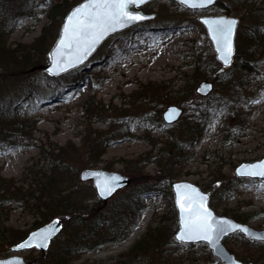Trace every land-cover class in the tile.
Segmentation results:
<instances>
[{"label": "rangeland", "instance_id": "1", "mask_svg": "<svg viewBox=\"0 0 264 264\" xmlns=\"http://www.w3.org/2000/svg\"><path fill=\"white\" fill-rule=\"evenodd\" d=\"M80 1L0 0L3 24L14 20L12 29L6 25L0 28L5 34L1 37L5 49H0V106L16 97L13 102L21 113L18 119H26L27 126V136L10 141L5 140V131L17 130L11 126L0 130V175L14 179L15 186L27 191L34 182L31 171L52 166L44 154L51 147H61L70 159L71 173L63 171L59 178L77 186L81 198L89 204L101 198L91 181L80 180L83 168L102 167L134 177L105 203H98L101 209L118 204L129 187L144 186L155 177L164 179L170 174L173 177L158 190L144 193V207L124 239L83 252L70 264L125 261L124 253L147 235L148 228L155 233L161 228L166 234L161 237V245L150 248L148 256H135L132 264H224L205 242L175 239L178 214L171 184L178 180L195 182L210 194V205L216 213L240 215L243 222L264 229V178L235 174L237 164L264 156V65L259 64L264 61V53L258 61L254 57L250 60V75L240 71L246 57L237 50L232 65L224 69L215 57L205 26L198 20L200 15L209 14L239 16L237 33L253 32L261 25L264 35V8H257L264 0H219L205 9H191L178 0H151L141 8L155 12V18L114 33L81 66L57 76L44 69L30 70L49 63V52L64 17ZM196 58L206 60L217 71L203 69L204 79L196 82ZM32 61L35 64H30ZM16 71L19 76L11 74ZM220 72L223 76H215ZM208 79L213 89L202 96L196 86ZM240 98L247 103L241 105ZM92 103L100 104L102 110H90ZM169 104L183 108L180 118L171 125L162 116ZM190 122L198 125L194 141L189 134ZM98 131L105 137L101 141L108 144L103 155L90 156L88 149ZM182 139L192 144L187 143L188 148L177 159L171 143ZM159 149L163 150L161 154H157ZM139 157L145 166L140 173H132L133 161ZM32 203L27 201L23 206L11 202L4 209L0 207V257L20 254L35 264H52L48 252L61 245L63 233L52 239L45 252L35 246L15 251V243L8 242L10 228L29 233L44 224L36 226L42 217L33 212ZM60 218L64 224L65 218ZM3 228L7 230L5 235ZM251 241L240 233L223 240L239 259L264 264V241H258L259 245Z\"/></svg>", "mask_w": 264, "mask_h": 264}, {"label": "trees", "instance_id": "2", "mask_svg": "<svg viewBox=\"0 0 264 264\" xmlns=\"http://www.w3.org/2000/svg\"><path fill=\"white\" fill-rule=\"evenodd\" d=\"M259 5L260 6L257 7L259 10L264 8V3ZM4 17V14L1 15L0 13V20H2V22H0V28L2 25H6V27H9V30L12 29L14 20L11 21L10 19L8 23L6 22L3 24V20L5 19ZM258 26L257 29H253V32L245 33L238 31L236 36L237 54L239 53L246 57V60L240 63V71H245L247 75L253 73V62L250 60L254 57V59L256 58V61H258L259 56L264 53V35L261 32V25ZM1 33L2 31L0 29V49L4 51L5 46L4 42L1 40V37H4L5 34L4 32L2 34ZM256 54H258V56H256ZM193 61L196 70L194 72V76H196V82L202 79L206 74L205 71H202L203 69L209 68L217 71V69H213L212 64L207 63L206 60L204 61L203 59L196 58ZM30 64L35 63L32 61ZM259 64L263 66L264 61L259 62ZM254 66L256 67V65ZM16 72H12L11 74H16L19 76L18 72ZM221 74L222 73L220 72L215 74V76L220 77ZM75 75L76 74H74V76ZM231 78H234V76L232 75ZM15 98L16 97L13 98V101L17 100ZM13 101L8 105L0 106V130L5 131L7 130L5 128L9 126L17 130L15 133L5 131V140L8 141H10L12 138L27 136V126L25 125L26 119H18L21 113L17 110L18 106L14 105L15 102ZM247 101V99L243 100L240 98L241 105H244L247 103ZM88 108H90V110L94 109L96 111L102 110V106L98 103H92L88 106ZM1 114L8 116L9 119L6 120L5 117L3 119V115ZM243 114H246V112H243ZM188 126L190 131L189 134L193 136L194 141L197 139L199 134L196 130L198 125H194L192 122H190ZM102 137H104V135L102 136V133H99V131L94 133L93 139H96L88 149V152L91 153L90 156H101L105 153L108 142L107 140L104 141L105 143L102 142ZM175 141L176 144L175 142L171 143V147H174L176 152L175 157L179 159V157H182L183 155L182 151H184L185 148H188L187 143H189V141L188 139L187 141L184 139ZM48 151L49 152L44 154V156L47 159L50 158V163L52 166L49 168L38 166L36 170L31 171V175L34 177V182L31 184L33 186L27 191H21V189L15 186L14 179L5 178L0 175V207L3 208L9 205L11 202H17L19 205L25 206L27 201L32 200L34 203L31 205L34 207L31 208H35L33 212H38L42 217L40 221L36 222V226L45 223L51 217L65 218L62 230L60 232L64 234L65 238H63V241L58 248L49 250L48 252V258L52 264H70V260L72 258L77 257L83 252L97 249L99 246L111 241H119L124 239L132 225L136 222V216L138 212H140L144 207V193L149 190H158L160 187H162L163 183H165V180L169 181L173 177L170 174H165L164 177L166 178L163 177L164 179L155 177L151 183L148 181L146 182L147 184L144 183V186L129 187V189L126 190L124 198L120 199L118 204L104 205L103 208L98 209V205L100 203L103 204L101 199L94 198L93 202L96 204H89L87 203L86 199L81 198L80 191H78L77 186H72L68 181L64 180L63 182L60 180L59 176L63 173V171L65 173H71L70 159L69 157H65L66 155L62 148L51 147ZM162 151V149H159L157 154H161ZM144 166L145 162L139 157L138 159H134L130 171L132 173H140L138 171ZM232 216L237 220H244V218L240 217V215ZM4 229L5 228H3V230ZM154 231L151 228H148L147 235L145 234L143 237L138 239L130 247V249L124 253L125 261L122 259L118 261V263L116 262L114 264H132L135 262V260L133 261L132 259L135 256H148L150 251L149 249L157 248L159 245H161V237L165 236L166 234L161 228L157 233ZM3 234H7L6 229ZM27 234L28 231H22L20 229L14 230L10 228L8 233V242L14 244L24 238ZM251 243L259 245L261 242L252 240ZM127 256H131L130 260L126 259ZM244 257H247V255H244Z\"/></svg>", "mask_w": 264, "mask_h": 264}, {"label": "snow or ice", "instance_id": "3", "mask_svg": "<svg viewBox=\"0 0 264 264\" xmlns=\"http://www.w3.org/2000/svg\"><path fill=\"white\" fill-rule=\"evenodd\" d=\"M144 0H88L87 3L77 7L71 12L64 26V35L60 39L57 48L59 55L62 49H71L75 46L76 54L74 60L76 62L84 58L95 45L108 33L116 31L118 28L125 27L136 21L144 19L138 13L130 11V6H137ZM181 3H189V0H181ZM206 3H212V0H206ZM190 7H203L204 3H190ZM205 24L211 27L213 38L217 41L218 51L222 52L221 58L225 64L228 63L232 54L231 37L233 29L236 25L235 20H206ZM53 68L49 69L53 72L60 66L61 61L54 56ZM73 59L69 58L63 61L64 64L71 65ZM61 71L66 70L60 68ZM175 111V110H173ZM254 171L251 175L264 176V162L259 165L251 166ZM98 175V174H97ZM117 177L105 180L103 184H98L100 194L106 192L110 194L115 190L114 181ZM178 199L182 212V222L179 234L176 239L180 242L204 240L210 244H214L216 238L226 235L230 230H239L245 234L252 235L249 229L240 225L230 224L226 220H216L211 211L206 207V196L191 189L188 185H177ZM184 189L183 192L180 190ZM59 221L54 222L46 230L39 233H33L31 237L20 243L19 249L31 246L47 247L49 237L57 230ZM264 239V237H256ZM35 241V245L33 242ZM0 264H22L21 261H0Z\"/></svg>", "mask_w": 264, "mask_h": 264}, {"label": "water", "instance_id": "4", "mask_svg": "<svg viewBox=\"0 0 264 264\" xmlns=\"http://www.w3.org/2000/svg\"><path fill=\"white\" fill-rule=\"evenodd\" d=\"M151 0H144L143 3H139L138 7L137 6H130V11H132L133 13H138L139 15L143 16L144 19L136 21L130 25H127L125 27H121L118 28L116 31L114 32H110L108 34H106L94 47L93 50H91L84 58H82L80 61L76 62L74 60L75 54H76V49L75 46H73V48L68 49H62L60 54H57V48H58V43L60 41V39L63 37L64 35V26L67 23V18L68 16L71 14V12L73 10H75L77 7H80L81 5L85 4L88 2V0H81L80 2H78L77 4H75L65 15L63 22H62V26H61V30H60V34L58 36V38L56 39V42L54 43V45L51 47L50 52H49V63H43V64H38L36 66H33L30 70H35V69H44L45 71H47L50 75L52 76H56L59 75L61 73H64L66 71H69L81 64H83L84 62H86L90 56L96 51V49L101 45V43L108 38L110 35L123 30L129 26H132L136 23L145 21V20H150L153 19L156 16L155 12H146L144 11L141 7L146 4L147 2H149ZM179 2H181V0H178ZM219 0H212V3L208 4L206 3V0H189V3H183L184 5H186L188 8L191 9H205L208 8L210 6L215 5ZM190 3H204L203 7H190L189 4ZM219 19H224V20H235L236 21V25L233 29V35L231 37V44H232V54L229 57V61L227 64H225L224 60L221 58L222 56V52L218 51V47H220V45L217 44V41L213 38V34L211 32V27L208 24H205L204 21L206 20H219ZM198 20L205 26L206 31H207V35L209 36V38L212 41L213 44V49L215 52V57L216 59L221 63L223 68H228L232 62L234 61V56L236 54V34H237V30H238V26L240 23V17L239 16H234V15H230V14H209V15H200L198 17ZM56 56L60 61L61 64L59 67H57L53 72H50L49 69L53 68V64H54V60L53 57ZM72 58L73 59V63L71 65H67L64 64L63 61ZM64 68L66 70L61 71L60 68ZM213 89V82L212 80L208 79V80H202L198 83V85L196 86V92L200 95H207L211 92V90ZM175 110V111H173ZM183 112V108L182 105H177V104H169L163 111L162 116H163V120L165 121V123L167 124H172L174 122H176L181 114ZM261 162H264V156H262L259 159H255L252 161H242L241 163L237 164L235 167V173L238 177H251V178H264V176H259V175H251L250 173H252L254 171V169L251 167L253 165H259L261 164ZM98 174V175H97ZM79 177L80 180L82 181H91L92 184L94 185V188L96 190L97 195L103 200V202L105 203L111 196H113L117 191H119L120 189H122L123 187H126L127 185L130 184V182L134 179V177H131L125 173L119 172V171H115V170H109L106 168H102V167H98V168H94V167H85L83 168L80 173H79ZM112 177H117L118 179L115 180L113 183L115 185V190L111 191L110 194L108 192H106L104 195L100 194V189H98L97 185L98 184H103V182L105 180H109ZM177 185H188L190 186L191 189H195L196 192L204 195L207 197L206 201H205V205L206 207L209 209V211L212 212L214 218L216 220H226L228 221L230 224H235V225H240L244 228H247L250 230V232L252 233V235H248L245 234L239 230L236 231H232L229 229L228 233L226 235H221L218 238H216V241L214 244H210L207 241L204 240H198V241H187L188 243H196V242H205L208 246V248L212 251V253L217 256L219 259H221L224 264H255L252 261H243L241 259H239L233 252H231L224 244L223 240L226 236L236 233V232H240L241 234H243L246 238L250 239V240H258V241H264V239H258L256 237H264V229H258L255 228L253 226H251L250 224L237 220L232 216H228V215H221L215 212V210L211 207L210 205V194L206 191H204L203 189H201V187L195 183V182H191L188 180H178V181H173L171 186H172V190H173V194H174V203L177 209V214H178V228L174 234L175 238L176 236L179 234L180 228H181V222H182V212H181V208L179 206V204L177 203V199H178V192H177ZM181 192L184 191V189L180 190ZM59 221L58 224V228L57 230L49 237L48 241H47V247H37L41 252H45L46 249L48 248L50 242L52 241V239H54L61 231L62 227H63V219L60 217H54L52 218L50 221L44 223L43 225L35 228L34 230L30 231L23 239L19 240L17 243H15L12 248L15 251H22V250H26L29 249L31 247L28 248H24V249H19L17 246L28 240L31 235L33 233H39L41 231L46 230L50 225H52L54 222ZM33 244L35 245V241L33 242ZM36 247V246H35ZM21 261L22 264H35L34 260H26L24 258V256L20 255V254H12L6 257H0V261Z\"/></svg>", "mask_w": 264, "mask_h": 264}]
</instances>
